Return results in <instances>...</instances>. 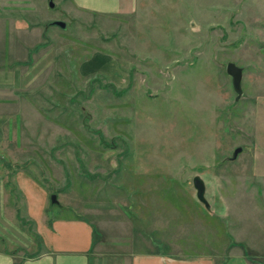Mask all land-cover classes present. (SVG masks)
Wrapping results in <instances>:
<instances>
[{"label":"rangeland","instance_id":"374dc122","mask_svg":"<svg viewBox=\"0 0 264 264\" xmlns=\"http://www.w3.org/2000/svg\"><path fill=\"white\" fill-rule=\"evenodd\" d=\"M54 2L0 0L44 29L0 118V252L38 255L41 211L140 252L264 256V0H132L113 15Z\"/></svg>","mask_w":264,"mask_h":264},{"label":"crops","instance_id":"0c3cea01","mask_svg":"<svg viewBox=\"0 0 264 264\" xmlns=\"http://www.w3.org/2000/svg\"><path fill=\"white\" fill-rule=\"evenodd\" d=\"M62 1H68L81 11L100 15L118 14L124 10L126 1L132 3V0ZM43 37L44 29L37 20L34 25H29L24 15L13 16L10 11L0 10V107L7 108V111L0 112V118L10 117L13 96L23 90L29 59L43 43ZM5 205L0 195V218L5 214ZM38 214L32 216L41 252L28 259L20 256V251L12 254L0 252V264H264V256L251 259L237 246L232 247L229 253L203 252L183 257L155 249L140 252L134 249L135 245L106 243L103 229L84 217L65 218L55 214L51 221L45 222L43 212Z\"/></svg>","mask_w":264,"mask_h":264},{"label":"water","instance_id":"95a60500","mask_svg":"<svg viewBox=\"0 0 264 264\" xmlns=\"http://www.w3.org/2000/svg\"><path fill=\"white\" fill-rule=\"evenodd\" d=\"M48 1H49L50 7L52 9H55L56 4H55L54 0H48ZM53 25L64 28V29L67 27V24L64 21L54 22ZM227 73L233 78L235 90L237 92H241L242 91L241 83H242V79H243V69L241 67H238L234 63H230L227 66ZM241 151H242V149L238 148L234 153V158H236L237 155ZM194 185H195V188L197 189L198 198L201 201L206 202V199H205L206 185H205V182L203 181V179L201 177L197 176L194 179ZM51 200H52L53 204L59 205V202L57 200V195H52Z\"/></svg>","mask_w":264,"mask_h":264}]
</instances>
